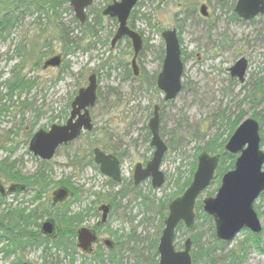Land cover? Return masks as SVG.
Masks as SVG:
<instances>
[{
	"label": "rangeland",
	"instance_id": "rangeland-1",
	"mask_svg": "<svg viewBox=\"0 0 264 264\" xmlns=\"http://www.w3.org/2000/svg\"><path fill=\"white\" fill-rule=\"evenodd\" d=\"M111 1L93 0L92 5L86 9L87 18L83 24H79L68 2L63 3L57 13H49L48 17L40 11L26 9L19 14L14 28L7 35L3 34L4 38H0V160H5L7 165H12L24 175H31L41 169L54 182L67 177L73 185L79 186L82 191L78 192L79 197L69 207L73 211L88 206L96 207L98 216L90 215L81 224L88 228L100 220L101 212L98 207L101 202L105 203L103 199L99 203H93L92 200L97 197L93 193L106 195L121 187L129 190L128 195L121 199L120 206L110 211L104 223L107 226H102L98 236L120 241L127 239L128 234L134 230L133 236L137 241L140 240L137 246L140 248L145 244L141 239L151 237L157 226L158 216L151 214L145 218L143 206L138 204L139 199L135 198L132 184L128 180H132L135 164L149 161L154 150L150 146L151 132L148 128L152 105L160 106L159 135L167 144V151L160 165L165 182L161 187L153 188L149 179H146L136 187L145 194H154L160 199L173 193L176 177L180 176L182 183L189 174L194 154H198L196 145H202L215 133L223 134V138L227 136L225 117L233 119L243 112V121L251 116L253 110L247 107L246 102L239 104V101L245 90L250 88L256 73L263 74L264 17L257 16L250 21L236 19L232 14L237 0H191L197 3L198 16L187 17L181 12L175 15L177 4L182 0H141L135 6L138 17L134 20V25L137 31L142 32V40L145 37L149 39L150 47L138 55L135 76L129 73L133 70L130 41L128 43L124 38L114 43L113 47L110 44L117 24L114 26V22L104 16L102 25L96 27L95 36H90L84 30V26L91 25L92 20L101 15V10ZM202 3L208 7L206 17L198 13ZM59 25L72 30L71 35L79 46L63 56L70 68L61 73L58 68H41L45 57L52 53H62L57 35ZM172 27L180 30V47L185 52L181 79L183 87L174 99L162 102V92L142 89L137 76L142 68L150 76L160 70L157 51L160 45L164 47L161 32ZM19 43L22 48L20 53L31 43L38 47L33 57L30 56L32 59L24 62L22 69H19L22 58L16 52ZM38 52L45 53L46 56L40 55V65L34 68ZM240 56L248 60L244 82L238 81L236 77L230 78L228 71ZM93 72L97 77L99 99L91 108L92 129L59 147L54 157L41 165V160L28 150L32 133L40 128L48 129L52 123L63 124L66 118L58 116L63 114V108L67 103L70 105L79 88L86 84L87 76ZM17 73L34 82L28 91H11L9 96L5 82L14 78ZM69 109L70 107L67 109V116ZM193 131L198 136L191 139ZM171 132L174 133L173 136ZM96 146L106 152H115L120 158L121 181L114 182V186L107 182L109 178L99 171L98 164L94 163L95 167L89 163L88 153ZM0 179L5 187L12 184V181L2 176ZM218 185L217 182L210 184L198 196V200L201 201L207 195L214 196ZM50 186L49 197L58 185ZM210 191L213 192L211 195L208 194ZM16 193V197L13 193L2 198L0 212L8 205L13 208L18 202L29 199L33 192L23 190ZM27 203L24 202L23 206ZM255 203L263 205L264 194ZM260 209L264 210L263 206ZM46 217L47 215H43L38 225H29L27 228L39 230V224ZM260 220L263 225L264 213ZM196 223L197 228L190 233L199 231L202 233L201 242L208 241L212 234L209 222L198 218ZM244 232L241 229L228 242L224 251L238 248L244 240ZM177 234L175 243L181 249L180 246L190 234L183 235L181 231ZM41 236L44 237L43 234ZM2 246L3 243L0 248ZM42 246L26 244L15 253L0 251V264H98L77 247L72 254V250L67 249L66 254L63 250L55 251L54 248L44 252ZM146 252L147 249L144 250L145 254ZM120 254L123 264H138L136 261L144 258L140 253H131L125 245ZM20 256L21 262H18ZM219 262L215 259L214 264H220ZM244 263L264 264V252L245 246Z\"/></svg>",
	"mask_w": 264,
	"mask_h": 264
},
{
	"label": "water",
	"instance_id": "water-1",
	"mask_svg": "<svg viewBox=\"0 0 264 264\" xmlns=\"http://www.w3.org/2000/svg\"><path fill=\"white\" fill-rule=\"evenodd\" d=\"M93 0H69L76 18L79 22L86 19V9ZM139 0H112L103 9L102 13L110 18L114 17L118 22L117 28L111 39V46L124 37L132 43L133 57L131 65L133 75L137 74L136 57L142 50V37L135 29H131L127 19L131 10ZM234 11L243 20H252L257 15L264 13V0H237ZM204 4L199 6V13L207 16ZM161 37L164 42V57L161 69L158 71L155 85L162 92L163 99L170 101L180 92L182 87L181 77L183 62L181 61L180 43L177 31L174 28L162 30ZM63 57L61 53L50 55L41 65L42 69L48 67L60 68ZM247 59L243 56L228 69L231 77H237L238 81L244 82ZM97 77L95 73L88 75V82L80 87L70 104V112L63 124L52 123L48 129L40 128L33 132L28 150L41 160H50L59 146H64L79 137L82 132L90 131L93 127L90 110L97 100ZM153 113L148 122L151 131L150 146L153 153L149 161L135 164L133 168V183L139 185L142 180L149 179L153 188L163 185L164 172L160 170L162 157L167 151V145L159 135V106L153 105ZM260 123L254 117L248 116L235 128L231 136L224 144V151L236 156L233 168L227 170L220 177L221 181L214 196L207 195L202 201L203 212L210 215L214 222V233L217 240L230 242L241 229H247L253 233H260L262 223L254 209V203L264 192V150L260 145ZM93 162L98 164L99 171L114 182L121 180L120 162L116 155L103 152L99 146L92 149ZM195 171L190 184L184 192L175 197L168 204L167 215L164 218V227L157 244V264H192L190 255V238L187 237L182 249H176L173 245L175 228L182 222L185 228L194 226V207L197 197L205 191L213 180L216 167L219 164L218 154L210 155L205 150L197 155ZM23 184L12 183L4 188L0 180V195L23 191ZM71 190L68 186H58L51 193L52 204L62 203L67 200ZM111 205L100 204L101 221L105 222ZM39 230L46 237L54 238L58 233V226L52 217H46L41 222ZM76 246L85 253H91L92 244L98 242L95 230L79 227L75 233ZM104 245L112 249L113 241L103 239ZM144 264V263H140Z\"/></svg>",
	"mask_w": 264,
	"mask_h": 264
},
{
	"label": "trees",
	"instance_id": "trees-1",
	"mask_svg": "<svg viewBox=\"0 0 264 264\" xmlns=\"http://www.w3.org/2000/svg\"><path fill=\"white\" fill-rule=\"evenodd\" d=\"M140 1L141 0H139L136 3V5ZM65 2L69 3V0H62V1L61 0H0V38H4L5 36H3V34L7 35L14 28L16 22L18 21L19 14H21L26 9L40 11L44 16L46 15V17H48L49 13L50 14L52 12L57 13L58 8H60L62 4ZM135 6L131 10L132 12L128 18L129 27L133 30L135 29L134 20L138 17L137 10H135ZM196 6L197 3L191 0H182L179 2V4H177L176 8L178 9L177 10L178 12L176 11L175 15L181 12L185 15V17L189 15L198 16L196 11L197 10ZM232 15L236 19H239L234 12ZM104 16L105 15H103V13L101 12V15H98L96 18L92 20L91 25L86 24L84 26V30L88 34H90V36H95L96 27L102 25L101 20L103 19ZM258 16L264 17V13ZM86 18H87V14H86ZM108 18L112 22H114V26L117 24L116 19L114 17L112 18L108 17ZM254 18H252V20H254ZM148 21L150 20L148 19ZM84 22L82 23L79 22V24H83ZM57 30H58L57 35L62 46V53H61L62 57L78 49L79 46H77L76 44L77 40H75L74 37L71 35L72 34L71 29L69 30L65 25H59ZM138 32L142 37L143 36L142 32L140 31ZM179 35H180V30H178V36ZM262 37L264 40V33ZM125 38L129 43V39L127 37ZM143 43L144 45L142 51L150 47V42L147 37L143 39ZM20 44L21 43L17 45L16 52L19 53V56L22 58L19 68L22 69L24 62L28 60L30 61V59H32L30 56L33 57L38 47L37 44L31 43V45L27 49L26 48L23 49L20 53V50L22 49ZM90 46L91 45H89V47ZM142 51H140V54H143ZM181 52H182V61H184L185 52L182 49ZM157 53H158L157 57L159 59V62L161 63L164 56V47L160 45L158 47ZM40 55L46 56L45 53L42 54L38 52V54H36V58H38V60L33 64L34 68H38L40 65L39 62ZM46 58L47 57H45V59ZM64 58L65 57H63V62L59 69V73L70 68L69 62ZM42 63L43 61L41 62V64ZM129 73L132 75L133 71ZM262 73L263 74L256 73L254 78H252L253 82L251 83L250 88L245 90V94L243 98L239 101V104L246 102L245 104L247 105V107L253 110L251 117H254L255 119L258 120V123H260V130H259V134L261 136L260 145L264 150V68L262 70ZM156 77H157V73H154L153 75L150 76L147 74L146 70L142 68L140 74L137 76V78H139L140 80L139 86L146 91L150 88L151 90L157 93L159 89L155 85ZM33 82H34L33 79L31 78L27 79L26 77L21 76L20 73H17L14 78H12L11 80L9 79L7 80V82H5L8 89L7 95L11 96L12 93L11 91H15V90L28 91ZM98 97H99V89H97L96 102L99 99ZM162 102H164L163 98H162ZM69 107L70 105L67 103L65 108H63V114L58 117H61L62 119L67 118L68 117L67 109ZM1 110L2 109L0 108V111ZM37 111L38 109L36 110V112ZM243 116L244 113L240 112L239 114L235 115L233 119H231L230 117H225L227 136L223 138V134L215 133L212 137L204 141L202 145H196L195 147L198 151V154L205 150L210 155L218 154L220 157L219 164L216 167L217 169L211 184L216 182L220 184L221 181L220 177L222 176V174H224L227 170L233 168L232 166L236 156L225 152L224 144L227 141V139L231 136L235 128L242 121ZM149 132H151L150 129ZM171 135L173 136L174 133L171 132ZM197 136L198 134L196 133V131H193V134L190 137L191 139H193V137L197 138ZM58 148L56 149L55 152H57ZM91 151L92 150H90L88 153L89 163H92L93 166H95L93 163V153ZM113 154L116 155L115 152H113ZM198 154H194L193 157L194 161L190 164L189 174L186 177H184L183 179L184 181L181 183L180 176L176 177V179L174 180L173 193L171 195H164L163 198L158 199L155 197L154 194H152V196L145 194L144 192L137 189L136 187L137 185H134L131 179L128 180V183L132 184V190L133 193H135V198L139 199L138 204L140 206H143L142 211L145 214V218H148L149 215L151 214H155L158 216V221L156 224L157 226H155V229L151 234V237H146L144 239H141V242L143 241L145 242V244L140 247L141 249L137 247L140 244V240L137 241L138 239L133 236L134 230H132L130 234H128L127 239L115 241V245L111 251L106 250L105 248H102L99 245L96 246L95 250L89 255L90 259L96 261L98 264H104L105 262L109 264H123V258L122 255L120 254V251L122 249V246L125 245L126 247H128V250L131 253L133 254L140 253L144 257L142 258L141 261L138 259L136 263L156 264L159 258L157 252V244L161 236L160 235L161 231L164 227L163 224L164 218L168 214L167 213L168 204L175 197L181 195L184 192V189L190 184L197 163L196 157ZM47 161L49 160H41L40 163L41 165H45ZM1 176L8 181H12V183H17L22 185L24 184L25 185L24 190L26 191L29 190L33 193L29 199L23 200V202H18L13 208L10 205H8L7 207L3 208V211L0 212V244L3 243V246L2 248H0V251H4L5 253L7 252L15 253V251L24 247L26 244H35V245L42 244L43 245L42 250L44 252H47V250L52 248H54L55 251H58V249L63 250L66 254L68 251L67 249L69 248L70 250H72L71 254L72 252L76 251L75 250L76 245L73 239L76 230L79 229V226H81V224L84 223L90 215L98 216V211L95 206L84 207L78 209V211H73L69 207L70 203L73 200H77V198L79 197L78 192L79 191L81 192L82 189L79 186L76 187L75 185H73V183L69 181L67 177L65 179H61L54 182L51 179V177L48 176L46 172L41 169L35 171L31 175L21 174L20 171L12 167V165L11 166L7 165L5 163V160L4 161L0 160V177ZM107 182L110 183L112 186L115 185L114 181L110 178L107 180ZM50 184L54 186L55 184L58 186L60 185L68 186L71 190V194L69 195V198L65 202L56 203V205L52 204L51 197L48 196V191L51 187ZM16 192L14 194L15 197L17 195ZM129 192H130L129 190L122 187L117 191L106 195H99V193L96 192L97 194L96 193L93 194L97 195V197L94 198L92 202L99 203L103 199V201H105L106 204L111 205L112 209H115L118 206H120L121 199L126 197ZM212 193H213L212 191L208 192V194L210 195ZM263 194L264 193H261V196ZM2 198L3 196L2 197L0 196V203L3 200ZM24 202H28V203L23 206ZM261 206H263L264 209V204L263 205L257 203L254 204V209H256L259 217L264 213V210L260 209ZM61 207H63V209ZM90 210H92L91 213ZM194 212H195L194 226L188 229L185 228L182 222H179L175 228V232H174L175 237L173 241V245L175 246V248H177V245L175 243L176 237L178 235L177 233L181 231V234L183 235H186V233L190 234L188 237L190 238V244H191L190 255L192 258V264H214L215 259H218L220 261L219 262L220 264H245L244 251H245V246L247 245L250 247L252 246L258 252H264V239H263L264 223L261 227L260 233H253L245 229L244 240L241 242L238 248H232L229 251H224L225 246L228 243L216 239L214 233V222L210 215L203 212L202 201H199L198 198L196 199ZM43 215H47V216L52 215L53 216L52 218L55 219L59 229L56 238L49 239L48 237L46 238L45 236L42 237L40 230L36 229L35 231H33L27 228L29 225H35V226L38 225V221L42 218ZM198 218H202L204 222H209V226L211 228L212 234L210 239L206 242H201L202 233H200L199 231L195 233H190L197 228L198 224L196 223V220H198ZM104 225L107 226L106 224H103L101 220H97L93 223L91 227L94 228L96 232L99 234L100 229ZM113 233L118 238V234H116V231H114ZM183 243L180 246V248H183L184 246ZM145 249H147L146 254L144 253ZM17 261L21 262V256L18 258Z\"/></svg>",
	"mask_w": 264,
	"mask_h": 264
},
{
	"label": "flooded vegetation",
	"instance_id": "flooded-vegetation-1",
	"mask_svg": "<svg viewBox=\"0 0 264 264\" xmlns=\"http://www.w3.org/2000/svg\"><path fill=\"white\" fill-rule=\"evenodd\" d=\"M236 3V2H235ZM202 4H204V3H202ZM205 5V7H206V4H204ZM235 5V4H234ZM233 5V6H234ZM235 7V6H234ZM207 9H208V7H207ZM233 12L235 13V11H234V9H233ZM198 13H199V9H198ZM208 13V12H207ZM131 14V13H130ZM200 14V13H199ZM201 15V14H200ZM235 15L237 16V14L235 13ZM202 16V15H201ZM258 16V15H257ZM256 16V17H257ZM238 17V16H237ZM129 18V17H128ZM240 20L242 19V18H240V17H238ZM243 20V19H242ZM246 21H249V20H246ZM127 22H128V19H127ZM129 23V22H128ZM117 25H118V22H117ZM129 25V24H128ZM116 28H117V26H116ZM172 28H174L176 31H177V36H178V30L175 28V27H172ZM136 30V29H135ZM165 30V29H164ZM137 31V30H136ZM115 32V31H114ZM138 32V31H137ZM140 34V33H139ZM114 35V34H113ZM130 41V40H129ZM178 41H179V43H180V38H179V36H178ZM142 43H143V40H142ZM143 45H144V43H143ZM131 46H132V43H131ZM142 49H143V47H142ZM142 51V50H141ZM180 52H181V47H180ZM132 54H133V50H132ZM139 54H140V52H139ZM138 54V55H139ZM164 54H165V52H164ZM134 55V54H133ZM138 55H137V57H138ZM133 57V56H132ZM137 57H136V61H137ZM164 57V56H163ZM241 57V56H240ZM240 57H238V58H240ZM237 58V59H238ZM237 59H235V62L237 61ZM181 61H182V52H181ZM62 62H63V60H62ZM183 62V61H182ZM234 62V63H235ZM161 63H162V61H161ZM233 63V64H234ZM136 64V63H135ZM232 64V65H233ZM161 66H162V64H161ZM247 66H248V60H247ZM50 68H52V67H48V69H50ZM133 68V67H132ZM183 68H184V62H183ZM230 68V67H229ZM228 68V69H229ZM161 69V68H160ZM246 69H247V67H246ZM133 71V70H132ZM247 71V70H246ZM94 73V72H93ZM182 73H183V71H182ZM92 74V73H91ZM246 74V73H245ZM90 75V74H89ZM157 75H158V72H157ZM95 76H96V74H95ZM182 76H183V74H182ZM229 76H230V72H229ZM88 77V76H87ZM235 77V76H234ZM230 78H233V77H231L230 76ZM237 78V77H236ZM181 79H182V77H181ZM238 80V79H237ZM244 81V80H243ZM87 82H88V78H87ZM87 82H86V84H87ZM85 84V85H86ZM182 84V83H181ZM84 85V86H85ZM183 85V84H182ZM157 86V85H156ZM97 88V87H96ZM182 88V87H181ZM98 89V88H97ZM181 90V89H180ZM73 100V99H72ZM71 104V103H70ZM70 110V109H69ZM90 115H91V110H90ZM83 133V132H82ZM81 133V134H82ZM161 137V136H160ZM162 138V137H161ZM164 140V139H163ZM165 142V141H164ZM165 144H166V142H165ZM167 145V144H166ZM100 148V147H99ZM103 152H105L103 149H101ZM92 152V151H91ZM93 153V152H92ZM105 153H107V152H105ZM108 153H110V152H108ZM113 154V153H112ZM115 155V154H114ZM118 159H119V162H120V158L119 157H117ZM94 163V162H93ZM120 164H121V162H120ZM143 165L145 164V163H142ZM99 167V166H98ZM110 178V177H109ZM111 179V178H110ZM121 181V180H120ZM2 183H3V181H2ZM119 183V182H118ZM132 183H133V178H132ZM135 185V184H134ZM100 204H105V203H100ZM99 204V205H100ZM107 205H109V204H107ZM98 210H99V207H98ZM112 210V206H111V209H110V211ZM101 212V211H100ZM109 214H110V212H109ZM108 214V215H109ZM107 215V216H108ZM100 216H101V213H100ZM51 217V216H50ZM101 218H102V216L100 217V220H101ZM107 219H108V217H107ZM107 219H106V221H107ZM106 221L105 222H102L103 224L104 223H106ZM39 226H40V224H39ZM79 227H81V226H79ZM85 227V226H84ZM86 228H88V227H86ZM89 228H92V227H89ZM92 229H94V228H92ZM78 230V229H77ZM76 230V231H77ZM95 230V229H94ZM40 232H41V230H40ZM58 232H59V230H58ZM76 233V232H75ZM95 233H96V236H97V238H98V242H96V243H93L92 244V251H91V253L95 250V247L96 246H98V245H102L101 247H103V248H105L106 250H109V251H111L112 249H113V247H114V245H115V241L114 240H112V239H110V240H112L113 241V246H112V249H109V248H107L105 245H104V243H103V239H105V238H99V236H98V233L96 232V230H95ZM46 237V236H45ZM57 237V236H56ZM56 237H54V238H56ZM47 238V237H46ZM49 238V237H48ZM49 239H52V238H49ZM74 239H75V236H74ZM75 245H76V242H75ZM77 247V246H76ZM78 248V247H77ZM79 249V248H78ZM177 249V248H176ZM182 249V248H181ZM79 250H81V249H79ZM82 251V250H81ZM83 252V251H82ZM84 254H86V255H90L91 253H85V252H83ZM158 260H159V258H158ZM157 263H158V261H157ZM156 263V264H157ZM144 264H147V263H144Z\"/></svg>",
	"mask_w": 264,
	"mask_h": 264
}]
</instances>
